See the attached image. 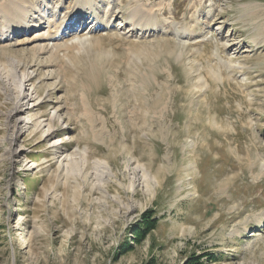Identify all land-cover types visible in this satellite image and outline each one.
I'll list each match as a JSON object with an SVG mask.
<instances>
[{"label":"rangeland","instance_id":"rangeland-1","mask_svg":"<svg viewBox=\"0 0 264 264\" xmlns=\"http://www.w3.org/2000/svg\"><path fill=\"white\" fill-rule=\"evenodd\" d=\"M16 1L57 16L0 17V264H264V0Z\"/></svg>","mask_w":264,"mask_h":264},{"label":"bare ground","instance_id":"bare-ground-1","mask_svg":"<svg viewBox=\"0 0 264 264\" xmlns=\"http://www.w3.org/2000/svg\"><path fill=\"white\" fill-rule=\"evenodd\" d=\"M81 1V0H80ZM83 2H85L86 4H88L89 3V0H82ZM79 3H81V2H79ZM78 6V5H77ZM258 6V10L256 11V13L258 14V13H262L263 14V9H262V6L260 5V4H258L257 5ZM256 6V7H257ZM21 7V6H20ZM79 10H83L82 9V6H81V8H78ZM253 9V8H252ZM256 9V8H255ZM24 10V9H23ZM48 10V9H47ZM50 10H48V11H42V13L46 16V13L48 12L49 14L48 15H52L53 17H55V16H57L56 14H55V11L54 12H52V11H50ZM80 11V12H81ZM42 15V14H41ZM44 15H42L41 17H40V19L38 20V18H36V20H34V21H32V22H29V21H27V20H25V18L24 17H20L21 16V14H20V11H19V4H18V1H16V0H2V2L0 3V17L1 18H3L4 20H5V22H4V26H3V29H2V31L3 32H5V29H7V31H6V33L8 32V31H10L11 30V33L12 32H14L15 31V28H13V26H15L14 24H16V23H20L21 24V26L22 27H25L26 29L25 30H31V27H34V28H37V27H40V26H42V22L44 21V18H45V16ZM108 15V14H107ZM149 14H147V12L146 11H143L142 9H140V8H136L135 10H134V13H133V15H132V18H138V20H139V18L140 17H147ZM256 15V14H255ZM260 15V14H259ZM26 16V15H25ZM258 16V15H257ZM15 20H17V21H15ZM23 20V21H22ZM96 20V19H95ZM26 21V22H25ZM33 22H37V24L38 25H33L34 23ZM66 22H67V20H66ZM65 22V20H64V22H60V24H58L57 26H55L58 30L55 32V34H56V36H58V37H55V38H59V37H61V36H65L66 35V37H67V35L69 34V32H71L70 31V29H71V27H74V26H76V25H78V24H80L81 22H80V17L78 16V15H76V14H73V16L70 18V21L69 22H67L66 23ZM147 23L148 22H140V24H143V26L142 27H140V28H142V30H147V28H148V26H147ZM48 24L50 25V27L52 26L51 24V22H48ZM93 24H94V22H93ZM16 26H18V25H16ZM20 28L19 30H22L23 28ZM94 27H97V28H99L100 27V25H98L97 26V24H95V26H93V28ZM14 30V31H13ZM52 31H51V29L49 30V32L46 34V36L49 34V33H51ZM82 32H84V30H82L80 33H82ZM43 35V34H42ZM45 37V36H44ZM52 37V39H53V36H51ZM54 38V39H55ZM77 41H76V44H74L75 46H79V47H81L83 44L85 45V40H79V38H75ZM257 44H258V42H257ZM74 45H72V46H74ZM71 46V47H72ZM67 48V47H66ZM70 48V47H69ZM82 48V47H81ZM68 49V48H67ZM40 50L42 51L43 49L42 48H40ZM47 50V49H46ZM45 51V50H44ZM54 51V50H53ZM57 53V52H56ZM57 60V58L55 57V55H53L50 59H47V62H46V64H49L48 62H51V63H53V62H55ZM39 61V60H38ZM51 63H50V65H51ZM9 65H11V67H12V73H11V76H10V81L11 82H16L18 79V77H17V69H16V65H15V63L14 62H12V61H9ZM24 77H26V76H24ZM31 77V76H30ZM27 78V77H26ZM32 78L33 77H31V78H27V80H24L25 81V83L21 86V88H20V92H19V94L20 95H17V96H21V101L24 103V104H26V110L27 111H33L34 109H36V107H38V104H34V100H33V95L34 94H32L31 93V91L29 92V89L27 88V82H30L31 80H32ZM24 79V78H23ZM20 81V80H19ZM15 86V85H14ZM31 90V89H30ZM17 92V93H18ZM33 92V91H32ZM37 92V91H36ZM34 93V92H33ZM16 94V93H15ZM20 98V97H19ZM18 98V99H19ZM35 98V97H34ZM14 109V111L13 112H16V111H18L19 110V104H16V106H15V108H13ZM25 117L23 116L20 120H19V122L20 123H22V122H24L25 121ZM50 136V134L47 136V138ZM58 144H62V141L60 140V138H58V140H57V142H56V144H54L53 145V147H55L56 145H58ZM17 153V152H16Z\"/></svg>","mask_w":264,"mask_h":264},{"label":"trees","instance_id":"trees-1","mask_svg":"<svg viewBox=\"0 0 264 264\" xmlns=\"http://www.w3.org/2000/svg\"><path fill=\"white\" fill-rule=\"evenodd\" d=\"M146 216H147V218L145 221V226L147 227V225H151V229H156V227L158 226V220L155 219V217H154V211L147 212ZM143 226H142V229L139 228V230L137 231V234H136L137 239H139L141 236H143V230H144ZM204 256H207V255H204ZM208 256H210V255H208ZM193 260H194L193 264H205L204 261H201V260H203L202 258H200V259L193 258Z\"/></svg>","mask_w":264,"mask_h":264}]
</instances>
